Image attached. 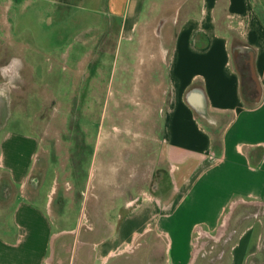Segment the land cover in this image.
<instances>
[{"label": "rangeland", "instance_id": "rangeland-1", "mask_svg": "<svg viewBox=\"0 0 264 264\" xmlns=\"http://www.w3.org/2000/svg\"><path fill=\"white\" fill-rule=\"evenodd\" d=\"M98 5L96 0H0L1 139L11 132L34 135L42 143L31 168L39 203L48 200L67 218L61 227L77 229L69 237L74 242H86L94 230L97 242H121L148 226L131 247L99 264H144L138 261L142 257H149L145 264H162L168 240L175 244L173 252L182 247L185 256L190 242H197L196 264H263L262 205L237 203L227 212L231 216L220 238V230L206 238L191 232L198 214L179 230L167 220L163 224L185 184L165 152L163 116L170 93L163 62L146 56L156 51V36L150 28L143 42L122 38V19L107 3L105 9ZM173 39L171 32V47ZM250 85L253 94L257 86ZM223 197L209 202L212 213L225 203ZM196 203L192 194L184 210ZM146 210V218L122 229L126 216ZM163 227L168 238L160 233ZM74 242L66 246L72 263L83 247ZM239 255L242 263H233Z\"/></svg>", "mask_w": 264, "mask_h": 264}, {"label": "crops", "instance_id": "crops-1", "mask_svg": "<svg viewBox=\"0 0 264 264\" xmlns=\"http://www.w3.org/2000/svg\"><path fill=\"white\" fill-rule=\"evenodd\" d=\"M96 1L97 9H105L107 3L108 10L122 19V38L143 42L150 28L156 36V51L146 56L163 62L161 73L170 93L163 116L165 152L185 184L183 195L182 190L177 194L178 205L165 213L163 224L167 220L179 230L198 214L197 220H190L191 232L198 230L206 238L222 229L227 212L237 203L264 206V0ZM244 63L257 86L252 104L243 95ZM1 135L2 129L0 264H99L120 248L131 247L147 229L137 227L121 242H97L90 228L86 242H74L69 237L77 229L61 227L65 216L56 214L48 200L39 203V188L32 184V161L42 143L34 135L6 132L2 139ZM192 194L198 203L186 211ZM216 196L225 203L212 213L209 202ZM147 216V210L135 213V218L130 214L121 227ZM160 233L168 238L164 227ZM58 242H63L60 248ZM67 242L83 246L74 263ZM196 244L190 242L185 256L182 247L173 252L175 244L168 240L160 262L196 264ZM200 253L201 249L198 257ZM241 256L233 263H242ZM138 261L147 263L149 257Z\"/></svg>", "mask_w": 264, "mask_h": 264}, {"label": "trees", "instance_id": "trees-1", "mask_svg": "<svg viewBox=\"0 0 264 264\" xmlns=\"http://www.w3.org/2000/svg\"><path fill=\"white\" fill-rule=\"evenodd\" d=\"M245 67H248V69H249V71H248L249 77L246 76L247 70L245 69ZM240 68H241V72L243 75V86H242L243 87V95L245 97V101L248 104H252L254 102V98L256 97V94H257V87L254 88L255 93L250 94V93H252V89H250L251 87H249V86H252V85H250V83L254 82L250 66H248L246 64H242L240 66Z\"/></svg>", "mask_w": 264, "mask_h": 264}, {"label": "bare ground", "instance_id": "bare-ground-1", "mask_svg": "<svg viewBox=\"0 0 264 264\" xmlns=\"http://www.w3.org/2000/svg\"><path fill=\"white\" fill-rule=\"evenodd\" d=\"M13 70V69H12ZM9 72H10V70H9ZM12 72V71H11ZM8 89V88H7ZM9 90V89H8ZM1 100V99H0ZM3 101V100H2ZM230 214H228L227 216H226V219H225V224L223 225V227H222V229H220V234H219V238L220 237H222L223 236V234H224V231L226 230V228H227V222H228V220H229V218H230ZM199 234L201 235V233L199 232ZM196 251V250H195ZM197 253H198V251H197ZM197 253H195V254H197ZM196 256V255H195ZM194 256V257H195ZM197 257V256H196ZM195 257V258H196Z\"/></svg>", "mask_w": 264, "mask_h": 264}]
</instances>
